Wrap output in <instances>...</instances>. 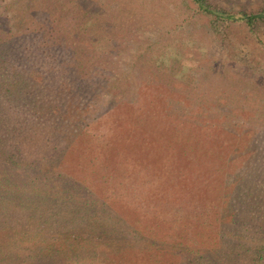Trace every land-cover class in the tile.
I'll return each mask as SVG.
<instances>
[{"label":"rangeland","instance_id":"obj_1","mask_svg":"<svg viewBox=\"0 0 264 264\" xmlns=\"http://www.w3.org/2000/svg\"><path fill=\"white\" fill-rule=\"evenodd\" d=\"M208 1L234 12L264 8V0ZM50 11L56 19L45 20L46 12ZM44 23L49 28L55 25L60 31L61 50L68 48V54L74 53L75 58L95 63L89 74L92 81L99 82L98 73L108 81L93 89L102 92L99 97H73L70 104L73 107L62 103L68 108L64 125L93 128L96 136L93 142L98 144L103 141L111 144V139L117 143L119 137L131 134L128 139L135 140L134 144L140 147H126L130 165L126 167H134V173L143 170L145 176H155L159 171L155 167L146 169L144 165V159L152 154L143 152L142 145L158 149L159 140H148L144 134L147 129L141 127L140 131L131 121L120 122V117L115 121L114 109L123 103L145 107L148 94L159 95L164 88L166 92L160 97L156 95L152 104L153 114L160 111L166 121L185 120L189 132L225 143L228 149L224 155L234 158V174L246 177L245 184L236 190V202H189L196 185L180 171L178 176L185 183L177 186V190L169 191L165 183L156 190L152 185L141 189L124 187L113 190L107 200L106 187L101 182L93 183V175L89 173L91 170L97 177L114 171L115 159H106L102 149L98 154L96 149L89 153L86 151L89 143L85 142L80 149L70 145L63 153L56 151L64 140H56L55 145L52 121H42L44 126L38 128L36 123L34 127L37 132L32 135L26 160L11 166L4 163L7 161L1 152L11 140L4 141L6 135L0 129V264H187L201 254L212 256L221 243L218 236L209 238L206 232L197 234L191 229L183 235L185 242L193 239L190 248L180 246L183 242L176 238L165 237L174 232L177 223L179 213L173 210L184 211L191 208V203L200 216L211 213L210 205L219 204L222 210L226 203L218 226L227 235L243 228L259 232V224L264 220V22L252 32L245 23L216 19L199 9L193 0H0V37L5 35L9 37L7 40L14 41L10 48L15 58L18 46H26L25 58L34 52V57L15 62L24 70L35 64L42 67L41 74L52 85L53 77H59L62 83L67 80L66 71L70 67L52 57L58 44L43 54L45 40L29 39L32 30ZM72 30L76 32L72 34ZM105 109L111 110L108 124L99 131L97 123L91 122H98V115ZM79 112H85L86 117ZM124 123L127 131L121 134L119 127H124ZM114 131L121 135L113 137ZM198 151L199 146L195 152ZM51 155L62 158V162L52 165ZM210 160L226 162L215 155ZM201 175L207 177L203 172ZM231 175L232 172L224 173L222 182ZM122 178L127 187L141 182L135 174ZM134 190L138 197L135 195L129 201ZM145 190L160 196V202L142 199ZM147 212L156 216L150 218L156 222L163 218L159 222L163 227L161 236L165 238L149 231L146 238L151 243L128 245L123 237L128 233L126 229L132 232L140 229L137 222ZM107 235L123 243L121 249L109 254L95 253L94 241L107 240ZM51 246L58 248L60 258L47 256L46 261H40ZM222 258L229 261L227 256Z\"/></svg>","mask_w":264,"mask_h":264},{"label":"trees","instance_id":"obj_2","mask_svg":"<svg viewBox=\"0 0 264 264\" xmlns=\"http://www.w3.org/2000/svg\"><path fill=\"white\" fill-rule=\"evenodd\" d=\"M193 1L198 5L199 9L213 15L216 19L226 22L245 23L252 32L256 31V26L259 23L264 22L263 7L254 12L244 10L234 12L230 8H219L208 0ZM51 12L52 11L46 12L45 20L47 18L56 19V16H52ZM52 21L53 20H51V22ZM56 28L55 25L49 28L44 23L42 27L32 30L29 39L32 40L35 37V40H39V42L45 40V46L43 45L45 49L42 50V53L46 54L47 50L53 49L56 44H60V31H57ZM70 32L73 34L76 31L72 30ZM7 39H9V37L5 35L0 37V129L2 130L1 133L6 135L5 137L3 136L5 139L4 141L8 138L11 140L9 143L6 141L9 146L1 151L5 161H7L4 163L15 166V164L24 162V160H26L25 158L28 157L29 151H31L29 147L31 138L33 137L32 135L37 132L34 128L36 123H38L37 127L40 128L41 124H43V126L45 125L42 121L48 122L50 120L52 121V131L54 130L55 132L52 142L57 145L56 140H64V143L61 144L60 148L56 149V151L62 150L63 153V151L69 150L70 145H77L80 149L85 146V142H88L89 145L86 147L87 152L92 153V150L96 149V154H98L99 151L103 150L102 152L106 153V159L113 158L116 161V166L120 165L117 167L115 166L114 171L110 173L105 172V175L98 174L97 177L95 176L96 173L91 170L89 171L90 175H93V183L101 182L106 187L105 192L107 200L108 195L112 193L113 190L122 189L124 187L129 189L139 187L141 189L152 185L153 190H156V187L158 189V185L160 186L165 183L166 187H169V191L172 189L177 190V186H180L181 183H185V181L178 176L181 171L185 172L188 179L193 180L194 185H196V189L193 190L192 196L190 197L189 195V202H236V190L240 189L245 184L244 179L246 177L234 174V158L231 155H224L228 146L226 147L225 143H219L218 140H216V142L210 140L211 137L206 138L205 136H198L195 133L189 132L185 125V120L166 121L163 116L159 115L160 111L157 113L154 112L153 114L154 108L152 104L156 95L160 97L159 95L165 93L166 89L163 88L159 95L155 94V92L149 93L146 97V108L144 105H136L134 107V104L126 105L123 103L121 106L114 109L115 121H117L118 117H120V122H122V119H124V122L131 121V123H134V126L140 127V131H142L141 127L147 129L146 131L144 130V134L147 135L148 140H159L158 149L151 145L144 147L145 143L142 145L143 152H150L152 154L150 158L144 159L146 169L155 167L156 171L159 172H155V176H145L143 170L134 173V171H136L133 170L134 167H126L129 165L126 158L129 153L124 151L126 147H130V145L131 147L138 145L136 149L140 147L139 144H134L135 140L133 142L131 139H128L131 137V134L129 135V133H127L125 137H119L117 143L114 139H111V144H107L105 141H103V144H98L93 142L95 141L93 139H96V136H94L92 132L94 131L93 128L85 129L80 125L79 127L70 128L64 125L63 118L67 115L66 113L68 111L66 107H73L70 106L71 102L74 101V99H72L73 97L75 99L79 97H99L102 92L99 93L97 90L93 89L97 86L100 87L102 82H108L105 78L99 77V73L96 76L99 82L96 83L91 80L92 74H89L92 68L95 67V63H90L88 60L77 59L74 53L73 55L68 54V48H65L64 51L61 50V45H59L54 52L55 56L52 57H56L58 61L65 62L70 68H66L67 80H64L62 83L59 77H53V79L50 80L52 85H50L47 84L46 75L40 72L42 67L35 64L31 69L24 70L25 67H21L19 63L15 62V60L20 62L24 61L26 58L34 57V52H29L25 58L24 55L27 52H25L26 46H18L15 58V52L13 53L10 48L14 41ZM15 41L17 42V40ZM19 43L23 42L19 41ZM84 48H88V50L91 49L86 46H84ZM18 50L19 52L17 54ZM59 50L61 52H59ZM91 50L94 51V48ZM52 70L53 68L50 67L49 71L51 72ZM80 72H84L85 74L80 76ZM75 73L77 74L75 75ZM61 95L65 97V99ZM60 96V101L57 102L56 99ZM65 100H68V102ZM62 103H64L66 107H63L61 105ZM155 110L157 109L155 108ZM71 111L72 109L70 108L69 112L71 113ZM119 111L121 115H119ZM110 112L111 110H103L98 115V122L95 121L94 123L93 121L91 123H97L100 131L102 125L108 124L107 120H109L108 114ZM79 113L83 118L87 115L85 112ZM71 115L72 114H68V116ZM55 119L57 120L53 121ZM122 127L123 125L119 127V133L121 134L124 133L125 130L127 131V125L125 123L124 127ZM46 131L48 130L46 129ZM135 131L136 129L132 130L133 133ZM113 133L115 135L113 137L115 138L121 135H117L115 131ZM186 136L195 137V139L199 138V140L187 139ZM198 146L199 151L195 152V150H198ZM132 149L134 150V148ZM243 150L244 155L247 156V153H245L247 150L244 148ZM31 154L33 153L30 152V155ZM211 155L225 159L226 162L223 164L215 163L210 160ZM35 159L37 158H34V160ZM61 159L62 158L55 155L49 157V160L52 161V165L55 162H57V164L62 162ZM37 160L40 162L41 158ZM93 160L94 162H98L96 158H93ZM123 171H129V173H124ZM96 172L98 171L96 170ZM202 172L205 173L207 177L201 175ZM231 172L232 175L229 176L226 181L222 182V175L224 173L227 175ZM195 173L197 174L196 177ZM134 174L138 177V180L141 181L140 184L131 185L130 187L125 186L122 177L125 175L132 176ZM136 190L133 191L134 194L131 192V195H129V201H132V197L135 195L138 197V194L135 192ZM144 198H146L148 202H160L161 200L160 196L152 193L149 194L146 190L142 199ZM183 201L186 202L187 199L183 198ZM191 204L189 206L191 208H184V211L180 209L173 210L175 214L179 213L176 219L177 223H175L176 226L173 228L174 232H169V235H165V237H169L173 240L176 238V240L183 242L180 246L190 248L191 243H194L193 239H189L185 242L186 240L183 235L188 234V232L193 229L197 234L206 232L209 238L218 236L221 239V243L214 248L215 252L212 256L201 254L198 255L196 259H189L187 264H264V220L263 224H259L258 233L257 230L243 228L242 231L238 232L239 234L227 235L222 232V229L218 226L219 216L224 211L226 203H223L222 210L219 204L210 205L211 210L209 211H211V213L209 212V215H207L208 213H203L202 216L194 212L196 211L195 205ZM150 214L149 212L142 214L141 220L137 222L140 229L134 230L135 232L126 229L128 233H125L123 237L128 240V245H135V247L148 245L151 243V241L148 240L149 238H146V233L149 231H153L157 236L165 238L161 236L163 227L162 223L159 222L163 218H159L158 222H156L151 220L152 218L156 219V216ZM257 214L259 218H261L259 209L257 210ZM146 217L148 219H146ZM254 228H257V226ZM193 234L195 233L193 232ZM108 236L109 235H107V237ZM112 238L114 237L109 236V239H104L102 242L99 240L94 241L93 246L97 250L95 253L102 252L109 254L112 250L117 252L121 249L123 243L117 242V238L116 240ZM119 241H121V239ZM126 243L125 241V245ZM52 244L53 243L50 245ZM173 245L176 246L177 243L175 242ZM49 251L50 252H46L45 256L40 259V261H46L48 258L47 256L50 258L54 257L55 259L60 258L57 247L51 246ZM225 256L229 258V261L226 262L224 258H222ZM180 264L183 263L180 262Z\"/></svg>","mask_w":264,"mask_h":264}]
</instances>
